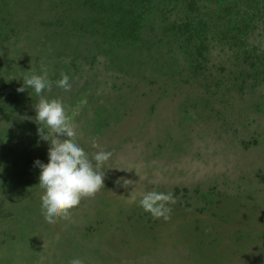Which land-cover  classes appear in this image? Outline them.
Segmentation results:
<instances>
[{
  "label": "rangeland",
  "instance_id": "obj_1",
  "mask_svg": "<svg viewBox=\"0 0 264 264\" xmlns=\"http://www.w3.org/2000/svg\"><path fill=\"white\" fill-rule=\"evenodd\" d=\"M97 1L0 0V264H264V0L244 38L218 11L234 0H104L140 12L129 39L105 33L114 15ZM41 63L54 82L41 95L62 99L79 144L113 153L104 187L54 224L34 164L50 147L39 97L17 91ZM151 190L175 195L169 220L139 206Z\"/></svg>",
  "mask_w": 264,
  "mask_h": 264
},
{
  "label": "clouds",
  "instance_id": "obj_2",
  "mask_svg": "<svg viewBox=\"0 0 264 264\" xmlns=\"http://www.w3.org/2000/svg\"><path fill=\"white\" fill-rule=\"evenodd\" d=\"M23 81L24 86L17 91L23 92L25 87H30L39 97L35 104V121L40 125L37 132L42 140L50 142L48 162L43 163L37 159L34 164L41 169L39 186L44 190L40 197L41 214L49 224H54L60 219H70L72 209L82 199L94 198L104 187L105 173L101 169L113 153L106 151L95 141L92 147L97 151L88 153L78 142L76 124L62 99H49L41 95L45 90H51L54 83L49 79L46 65L41 63V73L36 74L32 70L23 77ZM55 85L64 91H70V76L61 71L60 79L55 81ZM116 183L120 184V180ZM131 183L132 181L124 179L122 186L127 187ZM139 196V206L154 219L162 218L167 221L171 218V205L177 202L171 191L165 193L151 190L141 192ZM129 197V203L136 202L137 193L132 191ZM69 264L85 262L77 257L70 260Z\"/></svg>",
  "mask_w": 264,
  "mask_h": 264
},
{
  "label": "trees",
  "instance_id": "obj_3",
  "mask_svg": "<svg viewBox=\"0 0 264 264\" xmlns=\"http://www.w3.org/2000/svg\"><path fill=\"white\" fill-rule=\"evenodd\" d=\"M180 1H186L188 2L187 6L188 8L191 7L192 5L194 6V0H179ZM211 1H221V2H228V0H211ZM233 1V0H232ZM258 1V0H255ZM251 0H234V4L237 5V8L234 11H230L231 10V4L226 3L225 5L221 6L222 8H219L218 11L220 13H223V15H232L233 17V26L236 24L235 30L233 35H231V38H240L238 36H241L242 38L245 37L248 28H252V26L249 24L250 19H252V15L254 13V15L258 12V10L260 11V8H258V6L255 5H251L250 4ZM97 4H95L98 7V11L100 13H103L104 16L106 13H110V15H114L117 16V18H112V16L107 17L108 15H106L105 19L103 20L102 17L100 18V20L104 21L102 22V25H104V29L105 33L106 32H110L116 34L118 37L123 38V39H129L131 37H135L133 36V32L135 31V25L137 23V16L141 15L140 12H138L137 14H133L134 17L133 20L131 19V13L129 8H122L121 6L118 8H115L113 10V7L111 5V2H104L103 1H97ZM232 3V2H231ZM242 4H245V10L242 8H239L242 6ZM132 7V6H131ZM97 9V8H96ZM98 11H96V13H98ZM133 11V10H132ZM232 13V14H231ZM233 13H240V15L238 14H233ZM251 13V14H250ZM263 14H260V16H262ZM239 16V17H238ZM238 18V20H237ZM254 18V16H253ZM185 21V20H184ZM182 21L181 25L186 26L187 22ZM232 26V27H233ZM188 28V27H187ZM187 28H185V30H188ZM241 28V29H240ZM109 29V30H107ZM247 29V30H246ZM228 30V29H227ZM225 30V31H227ZM225 33V32H224ZM233 40V44H234V39ZM239 43L241 44V46L245 45L244 40L243 41H239ZM192 50L196 53V56L200 55V51H201V46L200 44L196 45L194 44V46H192ZM243 58L245 57L246 59L250 58L249 55H245V52L243 51ZM254 60H256L255 55L251 56V60L249 61L250 64L254 63Z\"/></svg>",
  "mask_w": 264,
  "mask_h": 264
}]
</instances>
